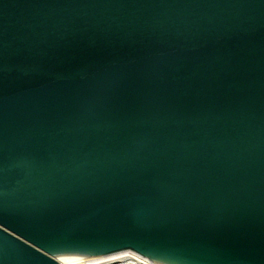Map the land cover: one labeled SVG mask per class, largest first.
<instances>
[{
    "label": "water",
    "instance_id": "1",
    "mask_svg": "<svg viewBox=\"0 0 264 264\" xmlns=\"http://www.w3.org/2000/svg\"><path fill=\"white\" fill-rule=\"evenodd\" d=\"M128 250L264 264V0H0V264Z\"/></svg>",
    "mask_w": 264,
    "mask_h": 264
},
{
    "label": "built area",
    "instance_id": "2",
    "mask_svg": "<svg viewBox=\"0 0 264 264\" xmlns=\"http://www.w3.org/2000/svg\"><path fill=\"white\" fill-rule=\"evenodd\" d=\"M124 252V257L119 258V259H114L111 261L110 264L116 263V262H121L123 264H154L152 261L149 259L137 254L136 252H133L131 250L128 251H123Z\"/></svg>",
    "mask_w": 264,
    "mask_h": 264
},
{
    "label": "bare ground",
    "instance_id": "3",
    "mask_svg": "<svg viewBox=\"0 0 264 264\" xmlns=\"http://www.w3.org/2000/svg\"><path fill=\"white\" fill-rule=\"evenodd\" d=\"M124 255H125L124 252L112 253V254H108L105 256L84 260L83 262L77 263V264H110L111 261H113L114 259L123 258ZM56 260L60 264H64L63 262L59 261L58 259H56Z\"/></svg>",
    "mask_w": 264,
    "mask_h": 264
}]
</instances>
